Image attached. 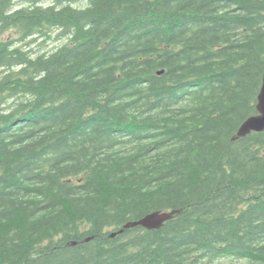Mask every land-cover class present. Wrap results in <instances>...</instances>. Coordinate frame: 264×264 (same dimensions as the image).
<instances>
[{
	"label": "trees",
	"instance_id": "obj_1",
	"mask_svg": "<svg viewBox=\"0 0 264 264\" xmlns=\"http://www.w3.org/2000/svg\"><path fill=\"white\" fill-rule=\"evenodd\" d=\"M263 77L264 0H0V264H264Z\"/></svg>",
	"mask_w": 264,
	"mask_h": 264
},
{
	"label": "water",
	"instance_id": "obj_2",
	"mask_svg": "<svg viewBox=\"0 0 264 264\" xmlns=\"http://www.w3.org/2000/svg\"><path fill=\"white\" fill-rule=\"evenodd\" d=\"M258 114L249 117L239 128L236 135L233 137V141L245 138L252 133H260L264 131V77L263 85L258 96L257 104ZM181 210H175L172 212H154L137 221H131L125 224L121 230L112 233L111 238H115L119 234H123L128 229H135L141 227L148 231L161 229L166 222L170 221L176 214H179ZM89 241V240H88ZM76 245V243H73Z\"/></svg>",
	"mask_w": 264,
	"mask_h": 264
},
{
	"label": "rangeland",
	"instance_id": "obj_3",
	"mask_svg": "<svg viewBox=\"0 0 264 264\" xmlns=\"http://www.w3.org/2000/svg\"><path fill=\"white\" fill-rule=\"evenodd\" d=\"M221 264H239V262L238 261H231V260L227 259V260H223L221 262Z\"/></svg>",
	"mask_w": 264,
	"mask_h": 264
}]
</instances>
